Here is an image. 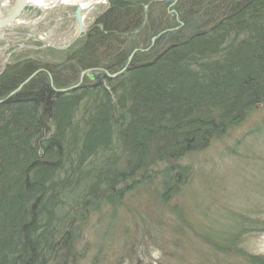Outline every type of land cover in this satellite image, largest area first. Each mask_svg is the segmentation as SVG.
Instances as JSON below:
<instances>
[{"label": "trees", "instance_id": "1", "mask_svg": "<svg viewBox=\"0 0 264 264\" xmlns=\"http://www.w3.org/2000/svg\"><path fill=\"white\" fill-rule=\"evenodd\" d=\"M62 53L0 73V264H71L90 213L183 185L264 99V0H109ZM86 72L119 76L59 91Z\"/></svg>", "mask_w": 264, "mask_h": 264}, {"label": "rangeland", "instance_id": "2", "mask_svg": "<svg viewBox=\"0 0 264 264\" xmlns=\"http://www.w3.org/2000/svg\"><path fill=\"white\" fill-rule=\"evenodd\" d=\"M91 2L99 5L86 16L83 35L105 9L101 0ZM74 10L67 4L27 10L0 33V73L28 59L63 61V53L44 44L63 47L71 40ZM179 163L189 167V176L173 193L163 196L155 182L142 183L113 207L90 213L78 229L71 264H264V99L224 136Z\"/></svg>", "mask_w": 264, "mask_h": 264}, {"label": "water", "instance_id": "3", "mask_svg": "<svg viewBox=\"0 0 264 264\" xmlns=\"http://www.w3.org/2000/svg\"><path fill=\"white\" fill-rule=\"evenodd\" d=\"M32 7L29 3V0H0V32L6 30L11 27L12 24L21 16V14L25 11L26 8ZM82 14L83 10L80 6H77L74 15V20L77 25V30L73 39L67 44V46L63 48H57L58 50H65L69 46H71L81 35L82 33ZM28 34V32H24ZM38 35V34H35ZM154 40V39H153ZM130 59V58H129ZM130 61V60H129ZM128 61V62H129ZM124 71V70H123ZM121 71L120 73H122ZM118 75H108L105 73H98L96 75L90 74L92 80H95V83L90 85L91 87L97 86L101 78L114 79ZM34 75H32L27 81H29ZM26 81V82H27ZM70 91V89L65 91H60L61 93H65Z\"/></svg>", "mask_w": 264, "mask_h": 264}, {"label": "bare ground", "instance_id": "4", "mask_svg": "<svg viewBox=\"0 0 264 264\" xmlns=\"http://www.w3.org/2000/svg\"><path fill=\"white\" fill-rule=\"evenodd\" d=\"M29 3L32 7L45 9L47 6L46 2L44 0H29ZM83 5L82 0H52L51 4L48 6H54L58 4H67V5H75V4Z\"/></svg>", "mask_w": 264, "mask_h": 264}]
</instances>
